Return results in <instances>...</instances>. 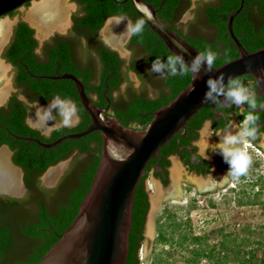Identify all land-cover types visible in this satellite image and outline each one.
<instances>
[{
    "label": "trees",
    "instance_id": "1",
    "mask_svg": "<svg viewBox=\"0 0 264 264\" xmlns=\"http://www.w3.org/2000/svg\"><path fill=\"white\" fill-rule=\"evenodd\" d=\"M74 1L80 6V12L73 16L75 25L72 35L68 41L57 38L50 46H46L43 61L38 60L34 53L37 48L34 30L23 21L15 27L13 41L6 53L8 61L19 69L17 82L26 84L34 98L42 103L57 95L71 100L77 107L80 121L75 127L58 128L50 137L44 138L39 131L25 124L27 107L15 96L12 97L8 110H0V146L8 144L14 150L13 162L23 168L24 183L30 194L21 200H0V264H38L76 217L99 163L102 145L99 131H92L78 138L63 139L50 148L42 147L36 141L16 138L35 137L40 142L51 143L63 135L81 132L89 125V114L81 105L74 82L56 78L58 75L71 73L77 76L83 82L88 96L92 99V96L96 95V100H92L98 107H109V115L118 117L123 126L134 129H144L155 110L167 105L191 84V72L183 77L166 79L154 73L149 74L147 70L151 68L155 58L166 59L168 55L174 54L146 22L144 32L130 38L129 49L133 51V56L128 65H125L118 53L101 39L99 31L108 17L127 16L133 21L143 19L135 11L130 0ZM144 1L151 3L167 27L183 37L198 52L208 48L216 52L215 67L239 56L227 29L229 15L238 9L240 11L233 19L236 37L250 52L264 47V0L199 2L193 10L196 18L186 26L187 32L183 29L184 25L177 23L191 6V0ZM15 11L9 15H13ZM129 71L137 74L140 80L138 89L129 80ZM237 78L243 83L246 79H253L249 75ZM124 82L128 84L127 89L115 99L113 94L120 92ZM245 85L254 89L255 82ZM150 89L155 91L153 96L150 95ZM214 108L219 106L206 104L198 110L188 121L187 133L191 135L205 120L213 118ZM179 135L180 133L173 136L159 150L157 158L161 159L160 164L163 167L169 164L167 156L177 152ZM69 157H72L69 169L57 187L53 190L41 187L38 177L50 166ZM157 158L150 160L146 174L135 191L126 264H140L139 250L144 240V226L149 210L145 179ZM163 183L166 184L167 180ZM259 195L260 192L255 193L247 201L239 198L237 203L258 204ZM174 219V216H168L166 227L159 222L157 242L172 245L173 235L178 234V245L185 247L186 244L185 248L190 253L188 264H199L202 259L211 264H264V246H248L246 242L249 238H244L243 242L236 244V236L230 239L232 234L224 235L220 249L215 252L214 248L202 246V236L182 232L180 224L174 223ZM168 233L171 236H168ZM188 245L194 246L191 248ZM260 250L261 256L258 255Z\"/></svg>",
    "mask_w": 264,
    "mask_h": 264
},
{
    "label": "water",
    "instance_id": "2",
    "mask_svg": "<svg viewBox=\"0 0 264 264\" xmlns=\"http://www.w3.org/2000/svg\"><path fill=\"white\" fill-rule=\"evenodd\" d=\"M130 1L135 11L163 40L170 52L174 55L182 52L186 64L191 65L199 52L183 37L167 27L151 3L144 0ZM197 1L201 0H191L190 8L183 15L185 32H187L186 22L190 19V13L195 8ZM240 8H242V4ZM14 10L18 11L13 15H8ZM239 11L240 9L232 12L227 22L229 36L236 45L239 56L215 67V71L209 75L215 77L220 73H226L235 78L249 75L255 80L258 91L264 95V47L250 52L236 37L233 31V19ZM75 14H79V7L74 0H0V57L3 59L4 46L19 20L27 22L34 28V35L38 40V49H40L42 43L45 40H50L53 35L72 33V18ZM120 18L118 16L108 17L100 29L99 35L108 47L118 51L121 56L127 57L128 51H130L129 37L124 33L127 20L117 23ZM13 76L14 72L10 66L3 64L0 59V102L10 93L16 91L13 86ZM130 76L136 84L135 88L138 89V78L134 73H130ZM56 78L70 79L74 82L81 105L89 114L91 121L85 130L63 135L51 143H43L37 139L35 141L42 147L50 148L63 139L78 138L92 131H99L102 145L99 163L91 186L79 206L76 217L38 264H126L129 254L134 195L138 183L145 176L150 160L158 156L159 150L173 136L185 133L188 121L198 110L206 104H212L202 101L208 77L205 76L200 80H194L192 77L190 85L186 86L167 105L153 112L151 121L144 129L125 127L118 117L106 114V109L98 107L93 102L86 93L81 79L74 74L62 73ZM225 79L227 80V75ZM193 85L195 91L190 95L186 94V90ZM149 91L151 96L155 94V91L151 89ZM43 108L44 106L40 104H34L35 110L30 113L29 122L33 126L37 125L47 134L51 128L57 127V125H51L52 119L49 120L44 115ZM232 121L235 122V119L233 118ZM204 128H202L201 137L196 141L200 148L206 145L207 134ZM200 151L203 152L202 149ZM8 156L7 147H1L0 193L19 196L25 190L22 172L18 167L11 165ZM71 158L50 166L44 173L43 183L47 186L54 185ZM214 163L216 164L217 160ZM219 173L224 178V172L219 171ZM180 177L181 168L177 160L174 159L170 186V188L172 187L171 196L174 197L172 199L183 197V194L179 196L178 180ZM155 179L152 172L146 179L150 208L144 227L143 257L151 249L154 217L160 209V202L166 198L164 193L167 188H162ZM221 180L222 178H220V182H222ZM196 183L201 190L212 187L207 182L196 180Z\"/></svg>",
    "mask_w": 264,
    "mask_h": 264
},
{
    "label": "flooded vegetation",
    "instance_id": "3",
    "mask_svg": "<svg viewBox=\"0 0 264 264\" xmlns=\"http://www.w3.org/2000/svg\"><path fill=\"white\" fill-rule=\"evenodd\" d=\"M214 1L215 0H208L207 2H205V1L203 2V0L197 1L195 3V8L193 10L196 9L197 3H199V2H201V3H213ZM78 7H79V12H80V6L78 5ZM16 11H18V10H16ZM190 16H191L190 19H188L187 22H186L187 25H189L190 22L195 20V18H196L195 12L193 11L192 13H190ZM21 21H23V20H19L15 24V26H14V28L12 30V33L10 35V38H9L8 42L5 44L4 49L2 51L3 59L0 57V59L3 61V64H6V65L10 66V68L13 70V72H14L13 86L16 89V91L10 93V95L7 98L5 97L6 99L3 98L1 100V102H0V110L3 111V112L8 110L9 106L11 105V99H12V97L15 96L18 101L22 102L27 107L25 124L28 127H30L31 129L39 131L40 135L43 136L44 138H48V137L51 136V134H52V132L54 130H56L58 128H61V127H64L63 124H62V118L60 116L56 115L55 111H54L53 118L51 120V125H57V127L51 128V130L47 134L44 133L41 130L40 127H38L37 125L33 126L32 123L29 122L30 113L35 110L34 109V104H40L41 106H47L51 99L48 102H46V103H42L38 99L34 98V95L29 93L26 84H20V83L17 82L16 77L18 75V70L19 69L11 61H8V59L6 57V53L8 52V48H9V46H10V44L13 41V38H14L15 27ZM23 22H25V21H23ZM177 24L178 25H184L183 16L178 21ZM74 25L75 24H74V21H73V18H72V29H73ZM32 29L34 30V28H32ZM72 33H73V31H72ZM72 33H67L66 35H59V34L53 35L50 38V40H45L42 43L40 49H38V40L36 39V37L34 35V38L37 41V48L35 49V52H34L35 55L37 56V59L40 60V61H43L44 57L46 56V54L44 53V49L47 48L46 46H50L53 43V41L56 40L57 38H59V39L63 38V39L68 41L70 36L72 35ZM129 42H130V39L128 40V46H129ZM116 52L118 53L119 57L122 60L125 61V65H128L129 61L131 60V57L133 56V51L132 50L128 51V56L127 57L121 56V54L118 51H116ZM19 62H21V60H19ZM130 73H134L137 78H138V76H137V74L135 72H132V71H129V73H128L129 80L133 83V86L136 87V84L132 80V78L130 76ZM250 82H255V80L254 79H251V80L246 79L244 84H247V83H250ZM137 86L138 87L140 86V80H139V84ZM127 87H128L127 82L122 83V85L120 87V92H115L113 94V97H115V99H117L118 96H119V93L120 94L121 93L124 94V92L127 89ZM253 90L256 92V97H257L258 109H257L256 114L260 116V120L258 121L259 134H258V138L256 140L251 141L248 145L250 147L255 148L256 151H258L261 156H264V108L260 107V105L264 104V95L261 94L258 91L256 82H255V87H254ZM92 99L96 100V95H93ZM211 105L216 106V104H211ZM108 106H109V104H108ZM217 106H219V105H217ZM103 108L106 109V114L111 112L109 107H103ZM248 110L249 109L245 105V113ZM238 111L239 110L235 106H232L230 108H220V107L219 108H214L213 109V118L205 120L204 123L202 124V126L196 132H192L191 135H189L186 130H185V133H180L179 137L177 138V147H176L177 152H175L173 154H169L167 156V160H168V163H169L167 167H163L160 164L161 163V159L157 158L158 156L156 157L157 161H155L153 168H151L148 171L147 177L149 176V173L152 172V175H153L154 179L155 178L157 179V180L156 179L155 180L161 185V187L164 188V189L167 188V190L164 193L166 198L161 201V205H163L166 200L174 198V197L171 196V193H170V190L172 189V187L170 188V186L172 184L171 168L173 166V160L174 159L177 160V162H178V164L180 165V168H181V177L178 180L179 193H180L179 196H181L182 194L187 195L188 194V190H187L188 188L195 189V193H197L199 196H203V195H206V194H213V192L218 191L219 189H223L225 187H226L225 191L228 190L230 187H235L234 182H238V181L241 182V183H246L247 182V180L245 179V177L247 175L243 176V177H240L238 180L237 179H233L231 177H227V178H225V180L223 182H220V178L223 179V177H222L221 173H219V171H222V173L224 172V176L227 174V171H228V169L224 168L223 165H222L224 163L223 162V160H224L223 157L218 152H213L211 150V148H209L208 149V158L204 159V150H205L206 145H205V147L201 146V148H200L196 144V141L202 135L201 134L202 133V128H204V126H205L204 129L206 130V134H207V136H209V135H211L212 131H221V130H223L229 122H232L233 118L235 119V122H239V121L243 120V118L241 119V116H243V115L238 114ZM77 116H78V119L74 120V123H73V125L71 127H75L79 123L80 116L78 115V112H77ZM209 123L211 124V127H212L211 130H209V128L207 127V125ZM215 125H218L220 127H215ZM222 125H224L225 127H222ZM71 127H68V128H71ZM186 128H187V126H186ZM12 136L15 137V135H13V134H12ZM20 137H23V136H16V138H20ZM26 138H29L28 140L26 139L29 142L35 141V139H37L35 137H26ZM209 138H210L209 139V144H213L212 147L215 146L214 143H218L220 141V137H218L215 134H213ZM186 140H188V141H186ZM3 146L7 147V150H8V153H9L8 159H9V162L11 163V165L13 167H18L19 169H21L22 181H23V185L25 187V190L19 196L18 195H10V194H6V193H0V200L5 199V198L19 199V200L25 199V198L29 197L30 194L28 193V190H27V188L25 186V183H24V176H25L24 170H23V168L21 166L16 165L13 162L14 150H12L8 144H2L0 146V148L3 147ZM253 148H247V150L249 151L250 149H253ZM200 149H202L203 152H201ZM209 153H212V154L209 155ZM252 155L254 156V158L259 157L258 154H252ZM186 159H187V161H186ZM215 160H217L216 164L214 163ZM71 161H72V159L69 161V163L67 164V166L64 169V171L61 173V175L59 176V178L57 179L55 184L52 185V186H47L46 184L43 183V176H44L45 172L42 173L38 177L40 186L43 187L46 190H53L54 188H56L58 183L61 181L62 177L65 175L66 171L69 169V164H70ZM256 165L257 164L255 163V166ZM156 174H158V176ZM254 174H252V175H254ZM147 177H146V179H147ZM146 179H145V189H146V191L148 193V201H149V208H150V197H149V192H148V189H147ZM164 180H167L166 184L163 183ZM196 180H198L200 182H207L212 187H209L208 189L201 190V189H199V187H198V185L196 183ZM255 182L257 183L258 181L256 180ZM251 186L253 187V186H256V185L253 182V184ZM161 208H162V206H161ZM146 218H147V216H146Z\"/></svg>",
    "mask_w": 264,
    "mask_h": 264
},
{
    "label": "rangeland",
    "instance_id": "4",
    "mask_svg": "<svg viewBox=\"0 0 264 264\" xmlns=\"http://www.w3.org/2000/svg\"><path fill=\"white\" fill-rule=\"evenodd\" d=\"M247 148L253 147L247 145ZM248 152L253 163L245 177L246 183L234 182L235 187H230L226 191L225 187L203 196L195 193V189L188 188L187 195L183 194V197L166 201L163 205L160 202V209L153 221L151 249L143 257L142 243L139 250L140 264H188L190 253L185 248L186 244L185 247L178 245V234L173 235L172 245L157 242L158 224L161 222L166 227L168 216H174V223L180 224L182 232L202 236L204 238L202 246L214 248L215 252L220 249L224 235L228 234H232L230 239L236 236V244L243 242L244 238H249L246 242L248 246H264V156L255 148ZM252 154H258L259 157L254 158ZM223 162V167L228 169V164L224 160ZM253 182L256 186L252 187ZM258 192L260 203L243 205L237 203L239 198L247 201ZM167 231L170 232L169 229ZM168 236H171L170 233ZM188 246L192 248L194 245ZM258 255L261 256V250ZM199 264L211 263L202 259Z\"/></svg>",
    "mask_w": 264,
    "mask_h": 264
},
{
    "label": "clouds",
    "instance_id": "5",
    "mask_svg": "<svg viewBox=\"0 0 264 264\" xmlns=\"http://www.w3.org/2000/svg\"><path fill=\"white\" fill-rule=\"evenodd\" d=\"M127 20L126 31L129 39L133 36H139L144 32L145 20L137 19L133 21L130 17L122 16L119 21ZM217 53L211 48L199 52L193 59L191 65L186 64L184 56L181 53L168 55L165 58L157 57L147 71L149 74H157L161 78L183 77L191 72L194 80L203 79L207 76L206 91L202 97L205 103L219 105L220 108H230L235 106L243 115V120L239 122H229L221 131H212L211 135L206 138V147L204 150V159L208 158V149L218 152L228 164V171L222 182L227 177L239 179L246 176L249 168L252 166V156L247 150V145L258 138L260 116L256 114L258 105L256 92L246 86L240 79L233 77L231 74L220 73L212 77L209 73L215 71ZM227 75V80L225 79ZM195 91V86L188 88L186 94L190 95ZM245 105L249 109L245 113ZM264 108V104L260 105ZM62 118L64 127H71L77 116V107L70 100L61 98L59 95L54 96L43 108L44 115L51 120L53 114ZM209 130L211 124L207 125ZM213 134L220 137L218 143L209 144L208 138Z\"/></svg>",
    "mask_w": 264,
    "mask_h": 264
},
{
    "label": "bare ground",
    "instance_id": "6",
    "mask_svg": "<svg viewBox=\"0 0 264 264\" xmlns=\"http://www.w3.org/2000/svg\"><path fill=\"white\" fill-rule=\"evenodd\" d=\"M159 211V210H158ZM152 234H153V231H152Z\"/></svg>",
    "mask_w": 264,
    "mask_h": 264
}]
</instances>
